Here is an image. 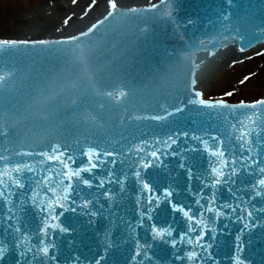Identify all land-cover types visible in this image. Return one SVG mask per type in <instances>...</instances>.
<instances>
[{
	"label": "water",
	"instance_id": "water-1",
	"mask_svg": "<svg viewBox=\"0 0 264 264\" xmlns=\"http://www.w3.org/2000/svg\"><path fill=\"white\" fill-rule=\"evenodd\" d=\"M168 2L172 5L171 18L163 15V11H142L152 4L132 7L138 10L136 13L131 12L132 8L117 6L111 15L108 12L85 33L64 39L40 40L48 41L46 44L27 41V44L0 45V159L16 162L22 159L23 163L33 167L29 175L34 181L43 184L46 180L63 178L67 186V177H58L57 172L91 167L96 157L89 162V148L110 153L107 157H99L103 164L97 163L91 173L81 175L94 180V183L105 180L103 191L106 192L120 191L117 178L125 181L126 191L120 201V210L126 220L135 221L144 198H141V204L136 203L140 194L134 175L142 163L148 162L144 159L145 153L150 155L157 148L170 154L178 147H204L190 138H181L177 145L171 147L157 143L167 140L165 134L179 129L194 130L202 139H208L209 147H212V140L201 133V128L205 131L215 129L210 135H218L222 140L247 131L244 126L233 127L237 121L232 120L227 112L220 116L215 110L197 113L186 109L182 115L172 116H168V112L173 111L172 107L180 99L186 104L187 99L199 92L195 89L194 78L204 64L196 63L197 54L208 52L213 55L228 46L246 51L264 42V0ZM189 20L194 23L188 24ZM173 21L187 26L177 28ZM201 93L204 96V92ZM208 111H211V117L207 115ZM232 115L237 114L234 112ZM155 116L167 118L157 121L152 119ZM55 146L60 148L54 152ZM216 147L222 149L219 143ZM43 152H47L48 156L27 157L28 154ZM62 152H70L74 159L68 160L67 155H61ZM51 156L60 159H49ZM197 159L203 169L218 166L214 158L209 160L203 152L198 154ZM161 160L175 169L178 157L162 156ZM109 173H112L111 177ZM158 174V169L148 170L149 177ZM76 179L70 182L75 185ZM109 179L112 180L111 185L107 183ZM192 183L193 189L198 190V182L194 180ZM32 187L35 188V183ZM92 191L100 194L102 190L94 188ZM204 195L208 197L210 193L205 192ZM218 196L220 200L217 203L232 202L235 205L226 188H220ZM101 202L107 207L106 201ZM258 206L264 207V204ZM59 211L57 208L54 214L59 215ZM208 216L205 213V223L209 228L214 226L222 231L224 225L229 224L220 218L213 225ZM84 219L66 213L60 222L75 227L83 224ZM164 219L157 217V224L162 225ZM87 227L84 225L83 248L78 252L93 255L91 264H95V259L103 253L102 250L97 251L96 237L93 232L87 231ZM95 227L102 229L104 220L101 218ZM240 227L242 225L236 222L233 215L229 230L235 235ZM138 235L140 242L144 243V230L139 229ZM258 235L259 229L256 230ZM136 236L134 233L122 255L117 256V264H132L130 257L135 254L133 241ZM256 236L252 245L255 255L251 257L250 264H264V241L256 239ZM192 238L195 239V235ZM223 239L225 243L220 248V257L225 254L230 256L232 237L225 236ZM89 246L92 253L87 251ZM182 249V254L193 250L186 242ZM154 251L157 257L167 259L171 250L161 244ZM243 255L247 257L248 251ZM111 260L112 254H109V264ZM173 264L180 262L174 261ZM184 264L189 262L184 261ZM221 264H229V261L222 259Z\"/></svg>",
	"mask_w": 264,
	"mask_h": 264
},
{
	"label": "snow or ice",
	"instance_id": "snow-or-ice-1",
	"mask_svg": "<svg viewBox=\"0 0 264 264\" xmlns=\"http://www.w3.org/2000/svg\"><path fill=\"white\" fill-rule=\"evenodd\" d=\"M109 5L111 9L109 15H111L117 5L115 0H109ZM137 11L136 8L131 9L133 13ZM142 11L145 13L163 11V15L172 17V5L168 0H160L159 4H152ZM173 23L177 28L187 26L175 21ZM187 23L192 24L194 21L189 20ZM18 43L29 42L0 41V45L5 46ZM32 43L46 44L48 41ZM172 108L173 111L168 112V116L182 115L186 109L197 113L215 110L217 116L227 112L232 120L237 121L233 127L244 126L247 131L240 136L222 140L218 135H210L211 132L216 131L215 129L210 128L205 131L201 128V133L212 140V147H209L208 139H202L194 130L179 129L171 134H165L167 140H160L157 143L171 147L177 145L181 138L185 140L190 138L192 141L202 143L204 147L203 149L178 147L177 151H172L170 154L157 148L150 155L145 153L144 159L148 162L142 163L134 175L137 191L140 194L136 197V203L141 204V198H144L143 206L136 212L135 221L126 220L121 214L120 201L124 199L125 181L117 178L116 183L120 186V191L106 192L103 191L105 180L101 179L98 183H94V180L85 179L81 175L91 173L97 163L103 164L99 157H107L111 155L110 153L89 148L87 152L89 162L91 163L93 157H96V162L92 163L91 167L57 172L58 177H67L69 181L67 186L63 178L46 180L43 184L34 181L29 175L34 170L33 167L23 163L22 159L19 162L0 159L2 166L0 167V264H69V261L71 264H91L93 255L78 252L83 248L81 238L85 235L84 225L88 226L87 231L94 233L97 251L102 250L103 253L100 258L95 259V264H102V261L104 264H109V254H112L111 264H117V256L122 255L134 233L137 236L133 241L135 254L130 257L132 264H173L174 261L180 264H184V261H188L189 264H196L197 261L199 264H221L222 259L228 260L229 264H250L251 257L255 255L252 245L255 242L257 229L259 235L256 239L264 241V207L258 206L264 204V98L250 103L241 101L239 104L230 105L223 99L205 100L202 93L195 92L192 98L187 99L186 104L180 99ZM234 112L237 115H232ZM245 113L251 114L245 115ZM211 114V111L207 112L209 117ZM166 118V116L152 117L157 121ZM217 143L222 149L216 147ZM59 148L60 146H55L53 151H58ZM81 151L83 152V149ZM201 152L209 160L214 158L218 166L203 169V165L197 159ZM61 155H67L68 160L74 159L70 152H62ZM169 155L173 158L178 157L175 169L161 160L162 156L168 158ZM34 156L44 157L48 156V153L27 155V157ZM48 158L60 159L58 156ZM60 163L63 161L60 160ZM150 168L158 169L159 174L149 177ZM108 175L111 177L112 173ZM73 178H77L75 185L70 182ZM194 180L199 184L198 190L193 189ZM33 183L35 188L32 187ZM107 183L111 185L112 180L109 179ZM94 188L102 190L101 193H93ZM220 188H226L235 205L232 202L217 203L220 200L218 196ZM205 192H209L210 196L206 197ZM28 193L31 195L29 196ZM13 197L16 199L14 200ZM101 200L106 201L107 207ZM57 208L60 209L59 215L54 214ZM66 213H71L73 217H84L83 224L71 227L61 223L60 219ZM205 213L209 214L208 220L213 225L220 218L230 224L234 215L236 222L242 227L235 235L229 230V224H225L222 231H218L214 226L209 228L205 223ZM157 217L166 218L162 225L157 224ZM101 218L104 220V227L97 230L95 226ZM139 229L144 230V243L140 242ZM193 235L195 239L192 238ZM225 236L232 237L230 245L232 254L220 257V248L225 243L223 239ZM185 242L193 250L182 254V246ZM161 244L171 250L167 259L157 257L154 251ZM246 250L248 256L244 257ZM87 251L92 253L91 246Z\"/></svg>",
	"mask_w": 264,
	"mask_h": 264
},
{
	"label": "rangeland",
	"instance_id": "rangeland-1",
	"mask_svg": "<svg viewBox=\"0 0 264 264\" xmlns=\"http://www.w3.org/2000/svg\"><path fill=\"white\" fill-rule=\"evenodd\" d=\"M67 1L68 0H61V3L66 6ZM92 1L99 4V10H93L90 6L87 13L90 15L92 14V17L96 18L106 10L109 0ZM145 1L146 0H115V3L116 5L126 7L131 5H145ZM153 2L154 0H151L150 3ZM45 3L46 0H0V27H4V30H7L8 27L14 25L23 30L25 34L30 35L32 33L31 25L23 27L18 25H22L23 21H28L27 19L34 13L40 14L45 18L44 16H47L43 11ZM86 3L89 4L91 2H89V0H75V2H73L76 6L71 10L74 11L75 16L81 9L87 6ZM31 10H33V12ZM4 15L8 16V18ZM10 15L14 16L12 22ZM84 17L85 15L80 19ZM59 18L61 17L58 15L56 22L59 21ZM47 19L48 18H46V20ZM90 19L91 18L88 17L86 21L81 23V26L84 27V25H87ZM50 25L51 26L46 29H44L42 25V32L52 34V29L55 25ZM0 35L13 36L14 34L0 32ZM30 37L41 36L36 34L30 35ZM225 54H228L229 57L222 58L221 56ZM199 63L204 65L201 67L202 69L200 72H198L197 78H195L196 88L200 92H204L203 97L205 99L223 98L229 102H238L252 101L264 96V44L241 53L234 46L220 50L214 56L202 53L199 55ZM228 93H232V95H228Z\"/></svg>",
	"mask_w": 264,
	"mask_h": 264
},
{
	"label": "flooded vegetation",
	"instance_id": "flooded-vegetation-1",
	"mask_svg": "<svg viewBox=\"0 0 264 264\" xmlns=\"http://www.w3.org/2000/svg\"><path fill=\"white\" fill-rule=\"evenodd\" d=\"M89 2H91L90 5H91V8L93 10L99 8L98 3H93L92 0H89ZM86 5L87 6H85L83 9H81V11L78 12L77 15L75 16L74 11L71 10L73 7L76 6V4L75 5L73 4V0H68L66 2V6H64L61 3V0H46L45 5L43 6L44 14L47 15V16H44L45 18H43L40 14L34 13V14H32V16L29 19H27L28 21H23L22 25H18V26H22V27L31 25L32 26V33L30 35L38 34L41 37H30L29 34H25V32H23V30H21L20 28L13 25L11 27H8L7 30L6 29L4 30V27H0L1 33H5V34L12 33V35L14 34L13 36L0 35V39L59 38V37H66V36H69L72 34H76V33L85 31V29L89 26V24L92 21H95V19H96V18L92 17L93 16L92 14L90 15L89 13H87L88 12L87 7H89V5H88V3H86ZM31 11L33 12V10H31ZM57 14L61 17V18H59L58 22H56L57 17H58ZM84 15H85V17L80 19ZM4 16L8 18V16H6V15H4ZM88 17L91 18L88 21L89 23L87 25H84V27H82L81 23L86 21ZM46 18H48V19L46 20ZM10 19H12L11 20V22H12L14 19V16L10 15ZM75 22H77V23H75ZM14 23H17V22H14ZM50 24L55 25V27L52 29L54 34L53 33L49 34V33H45V32L43 33L42 32V25L44 26V29H46L49 26H51ZM47 31H49V30H47ZM54 31H56V32H54ZM22 35H24V36H22ZM8 37H12V38H8Z\"/></svg>",
	"mask_w": 264,
	"mask_h": 264
},
{
	"label": "bare ground",
	"instance_id": "bare-ground-1",
	"mask_svg": "<svg viewBox=\"0 0 264 264\" xmlns=\"http://www.w3.org/2000/svg\"><path fill=\"white\" fill-rule=\"evenodd\" d=\"M155 1V0H154ZM151 2V0H146L145 2H144V4H148V3H150ZM75 23H77V22H75ZM8 38H12V37H8ZM222 58H228L229 56H228V54H225V55H223V56H221Z\"/></svg>",
	"mask_w": 264,
	"mask_h": 264
}]
</instances>
